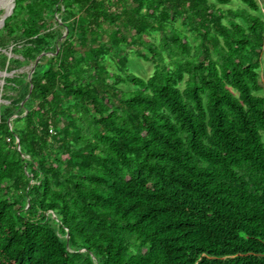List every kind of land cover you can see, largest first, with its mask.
I'll return each mask as SVG.
<instances>
[{"label": "trees", "instance_id": "trees-1", "mask_svg": "<svg viewBox=\"0 0 264 264\" xmlns=\"http://www.w3.org/2000/svg\"><path fill=\"white\" fill-rule=\"evenodd\" d=\"M241 1L15 0L0 64L45 54L4 78L0 264H264V21Z\"/></svg>", "mask_w": 264, "mask_h": 264}, {"label": "rangeland", "instance_id": "rangeland-1", "mask_svg": "<svg viewBox=\"0 0 264 264\" xmlns=\"http://www.w3.org/2000/svg\"><path fill=\"white\" fill-rule=\"evenodd\" d=\"M257 2L260 5V10L256 14L264 21V0H257ZM11 6V0H0V29L3 27L4 24L1 23V20L3 16L9 11V8ZM224 7H235V8H247V5L243 3L241 0H231V3L229 5H224ZM0 53L7 54L9 56L13 57H20V55L13 53L10 50H7L6 48L0 47ZM130 66L131 68L138 74L143 76H148L153 70V65L151 62L145 61L141 57L137 56L134 52L130 53ZM261 68L259 69L260 73V80L263 85V89L259 92L260 95H264V48L262 51V63ZM32 65L30 66H23V67H13L11 72H8L5 66L0 64V104L6 103L7 100L3 97L4 93H6L3 90V84L5 83L4 78L6 76H13L14 74L30 70L32 69ZM18 67V68H17ZM263 140H264V132L262 133Z\"/></svg>", "mask_w": 264, "mask_h": 264}, {"label": "water", "instance_id": "water-1", "mask_svg": "<svg viewBox=\"0 0 264 264\" xmlns=\"http://www.w3.org/2000/svg\"><path fill=\"white\" fill-rule=\"evenodd\" d=\"M14 7H15V0H11V6H10V8H9V11L3 16L2 20H1V23H2V24H4V23H5V19H6L9 15L12 14ZM67 34H68V29L66 28L65 33H64V35H63V37L61 38L60 41L64 40V39L66 38ZM58 51H59V46H58V48H57V52H56V54L58 53ZM44 54H45V53L40 54V55L37 57L36 61L34 62L33 66H32V69H31V72H30V75H29L30 78L32 77V74H33V72L35 71L37 64L39 63L41 57H42ZM32 87H33V86L31 85V90H32ZM31 90H30V92H31ZM29 95H30V94H29ZM29 95L27 96V98L25 99V101L28 99ZM23 103H24V102H23Z\"/></svg>", "mask_w": 264, "mask_h": 264}, {"label": "built area", "instance_id": "built-area-1", "mask_svg": "<svg viewBox=\"0 0 264 264\" xmlns=\"http://www.w3.org/2000/svg\"><path fill=\"white\" fill-rule=\"evenodd\" d=\"M51 132H53V129H51Z\"/></svg>", "mask_w": 264, "mask_h": 264}]
</instances>
